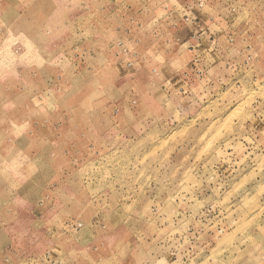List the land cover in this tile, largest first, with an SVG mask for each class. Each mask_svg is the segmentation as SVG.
<instances>
[{"label":"rangeland","instance_id":"obj_1","mask_svg":"<svg viewBox=\"0 0 264 264\" xmlns=\"http://www.w3.org/2000/svg\"><path fill=\"white\" fill-rule=\"evenodd\" d=\"M184 1L0 0V264H264V0Z\"/></svg>","mask_w":264,"mask_h":264},{"label":"crops","instance_id":"obj_2","mask_svg":"<svg viewBox=\"0 0 264 264\" xmlns=\"http://www.w3.org/2000/svg\"><path fill=\"white\" fill-rule=\"evenodd\" d=\"M193 1L192 0H185L184 3L182 4V7H181L182 13L183 12L186 13L185 14L186 15L185 16L186 23H184L186 27L183 26L184 29L182 30L185 33V35H183V36L187 37L186 40H191V36L194 33L198 34L200 32H201L200 39H202L205 36L207 37L208 35L214 36L213 34L216 31L217 26H215V24H213L214 26L211 27L209 24H206L205 21L207 20L208 21L207 23H209L210 19H213L214 14H215L213 11H215L216 8L215 9L205 8V6L202 7V4H201L199 6H201L202 8H198L199 11L196 12V14H195L194 10L197 8L198 4H196V6H195L193 4L195 2H193ZM203 11H204V13H203ZM167 32H168L169 36L174 35V33H175V31L173 32V29H169ZM177 32L178 31L176 30V33ZM215 36L218 37L219 34L216 33ZM176 40L179 41L178 38H176Z\"/></svg>","mask_w":264,"mask_h":264}]
</instances>
